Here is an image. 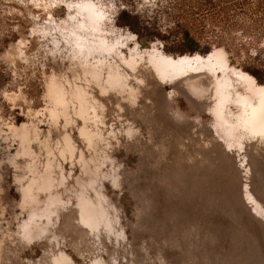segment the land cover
I'll list each match as a JSON object with an SVG mask.
<instances>
[{"label":"rangeland","instance_id":"rangeland-1","mask_svg":"<svg viewBox=\"0 0 264 264\" xmlns=\"http://www.w3.org/2000/svg\"><path fill=\"white\" fill-rule=\"evenodd\" d=\"M76 2L114 53L67 42ZM226 75L264 91V0H0V264H264V140Z\"/></svg>","mask_w":264,"mask_h":264},{"label":"bare ground","instance_id":"bare-ground-1","mask_svg":"<svg viewBox=\"0 0 264 264\" xmlns=\"http://www.w3.org/2000/svg\"><path fill=\"white\" fill-rule=\"evenodd\" d=\"M74 8L75 11L81 16V20H79L78 23L74 24V26H72L71 28H66L67 32L65 38L67 39V42L77 52L84 55H88L90 53L91 55L92 53H114V51L116 50L113 48V43L109 42L106 36H104L105 34L104 28L102 27V19L105 18V13L100 8H97L94 4L88 2H76ZM116 44L118 45V43H115V45ZM178 59V61L169 60V63L179 67L188 66V58L181 56ZM209 62L210 61H208V59L204 60L203 58H200L198 60V64H205L207 69H212L216 62ZM239 79L241 86L238 85L237 87L233 84L232 77L226 75V77H224L222 81L219 82V91L222 93V97H224L227 102H230L228 107L233 110L231 112L233 125L235 124L236 126H238V129L242 132L253 134L264 140V91H257L256 87L250 82L249 79H246L244 77ZM187 88L196 96H200V94L202 93L200 85L196 81L187 83ZM77 95L79 94L77 93ZM224 98L223 100H225ZM82 134H84V132H82ZM89 142L91 141L89 140ZM67 145L69 147V144ZM80 206L78 208L80 220L85 225L90 226L92 221L100 216V211H98L97 208L92 207V205L87 202H84ZM54 264H69V262L67 258L62 255L58 258H55Z\"/></svg>","mask_w":264,"mask_h":264}]
</instances>
